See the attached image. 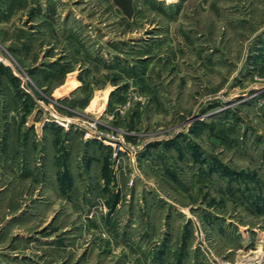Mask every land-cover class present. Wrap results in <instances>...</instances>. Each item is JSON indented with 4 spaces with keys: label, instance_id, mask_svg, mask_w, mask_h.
<instances>
[{
    "label": "rangeland",
    "instance_id": "obj_1",
    "mask_svg": "<svg viewBox=\"0 0 264 264\" xmlns=\"http://www.w3.org/2000/svg\"><path fill=\"white\" fill-rule=\"evenodd\" d=\"M0 7V264H264V0Z\"/></svg>",
    "mask_w": 264,
    "mask_h": 264
},
{
    "label": "crops",
    "instance_id": "obj_2",
    "mask_svg": "<svg viewBox=\"0 0 264 264\" xmlns=\"http://www.w3.org/2000/svg\"><path fill=\"white\" fill-rule=\"evenodd\" d=\"M0 8H2V7H0ZM1 13V12H0Z\"/></svg>",
    "mask_w": 264,
    "mask_h": 264
}]
</instances>
